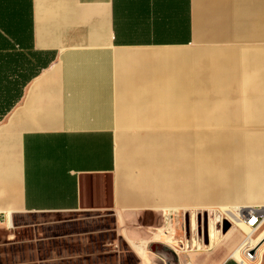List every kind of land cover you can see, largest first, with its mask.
Instances as JSON below:
<instances>
[{"label":"crops","instance_id":"crops-1","mask_svg":"<svg viewBox=\"0 0 264 264\" xmlns=\"http://www.w3.org/2000/svg\"><path fill=\"white\" fill-rule=\"evenodd\" d=\"M208 195L264 208V0H0V229L94 210L155 264L152 220Z\"/></svg>","mask_w":264,"mask_h":264},{"label":"rangeland","instance_id":"rangeland-1","mask_svg":"<svg viewBox=\"0 0 264 264\" xmlns=\"http://www.w3.org/2000/svg\"><path fill=\"white\" fill-rule=\"evenodd\" d=\"M165 164L169 165V161ZM206 199L198 202L196 211L188 210L182 220L177 217L172 220L162 217L152 220L151 224L155 228L148 231L147 249L155 264L178 263V256L197 249L212 251L219 258L233 256L238 245L246 241L245 230L220 212L222 200L213 199L210 195ZM193 213L196 215L195 228L191 227ZM205 219L207 231L211 221L217 231L210 230L217 233L211 244L209 236L208 242L204 237ZM14 220L10 230L0 229V264H139L138 257L127 241L118 238L114 218L110 214L94 210L27 213L15 216ZM226 221L230 226L225 231ZM160 230L169 233L168 237ZM262 231L264 223L257 232ZM227 233L229 235L226 236ZM249 246L251 245L241 246L242 258L250 264H260L264 251L258 253L253 260H247L248 250L257 251L260 248Z\"/></svg>","mask_w":264,"mask_h":264},{"label":"bare ground","instance_id":"bare-ground-1","mask_svg":"<svg viewBox=\"0 0 264 264\" xmlns=\"http://www.w3.org/2000/svg\"><path fill=\"white\" fill-rule=\"evenodd\" d=\"M225 215H227L225 218H229L236 226L237 225H243L246 230H247V239L246 241H244V243L241 245V246H245V245H251L249 247H252V246H256V247H259V245L257 243H254L253 244V240H252V235L253 233L256 231V229L258 228H255L253 230H250L244 220L242 219V210L241 209H234V210H226L225 211ZM263 223H261L259 226H261ZM196 226V217H192L191 218V227L195 228ZM210 230H215V225H214V222L211 221L210 225H209V228H208V231H209V238H210V241H211V231ZM216 231V230H215ZM217 232V231H216ZM217 234V233H216ZM216 236H213V238L215 239ZM240 246V250L243 249L242 247ZM247 257H248V253H247ZM239 258V257H237Z\"/></svg>","mask_w":264,"mask_h":264},{"label":"built area","instance_id":"built-area-1","mask_svg":"<svg viewBox=\"0 0 264 264\" xmlns=\"http://www.w3.org/2000/svg\"><path fill=\"white\" fill-rule=\"evenodd\" d=\"M264 218V208H254L246 210L242 212V219L244 220L246 226L253 230L257 228ZM246 253H248L247 260H253L255 257V252L253 253V250H248ZM186 264H192L191 262H187Z\"/></svg>","mask_w":264,"mask_h":264},{"label":"water","instance_id":"water-1","mask_svg":"<svg viewBox=\"0 0 264 264\" xmlns=\"http://www.w3.org/2000/svg\"><path fill=\"white\" fill-rule=\"evenodd\" d=\"M199 221L201 222V217H199ZM204 228H203V231H204V237H205V241H207L208 242V236H209V234H208V231H207V220L205 219L204 220ZM226 227H225V231L229 228V223H228V221H226ZM201 231V230H200ZM203 231H201V233H203ZM264 242V238H263V240L261 241V243L259 244V246L262 244ZM255 251H253V253H254Z\"/></svg>","mask_w":264,"mask_h":264},{"label":"trees","instance_id":"trees-1","mask_svg":"<svg viewBox=\"0 0 264 264\" xmlns=\"http://www.w3.org/2000/svg\"><path fill=\"white\" fill-rule=\"evenodd\" d=\"M45 66H47L52 60L53 58H51L50 56H47V54H45Z\"/></svg>","mask_w":264,"mask_h":264}]
</instances>
